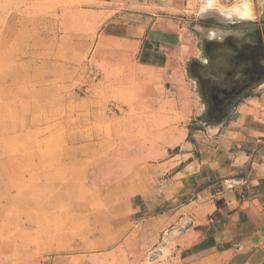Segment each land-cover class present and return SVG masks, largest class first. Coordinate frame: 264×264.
Here are the masks:
<instances>
[{
    "label": "crops",
    "instance_id": "0c3cea01",
    "mask_svg": "<svg viewBox=\"0 0 264 264\" xmlns=\"http://www.w3.org/2000/svg\"><path fill=\"white\" fill-rule=\"evenodd\" d=\"M197 2L50 0L66 38L50 40L43 93L65 146L34 155L33 184L67 239L82 225L81 248L120 241L132 264H264V84L222 122L202 119Z\"/></svg>",
    "mask_w": 264,
    "mask_h": 264
},
{
    "label": "rangeland",
    "instance_id": "374dc122",
    "mask_svg": "<svg viewBox=\"0 0 264 264\" xmlns=\"http://www.w3.org/2000/svg\"><path fill=\"white\" fill-rule=\"evenodd\" d=\"M252 4L259 14L236 25L225 26L220 18L195 20L194 13L189 16L187 29L205 67L224 60L222 47L228 45L248 55L233 61L236 72H248L253 78L241 94L230 99L228 107L222 108L218 106L220 92L210 90L211 71L197 68V77L206 76L205 82L195 85V93L206 104L205 111L199 101L201 117L207 122H222L236 102L264 84V0H252ZM197 24L203 33L196 30ZM56 28L50 0H0V264H132L115 250L120 241L106 247L77 245L82 241L72 239L76 235L72 231L81 224L68 225L67 239L65 223L50 222L64 220L65 215L60 216L58 209V216H51L49 191L36 190L40 186L33 184L34 155L58 152L65 146L55 133L57 112L51 110L52 97L43 93L51 67L50 40L66 38ZM213 28L218 29V36L224 35L223 39H206L207 30ZM153 257L139 264H152Z\"/></svg>",
    "mask_w": 264,
    "mask_h": 264
},
{
    "label": "flooded vegetation",
    "instance_id": "af4514ba",
    "mask_svg": "<svg viewBox=\"0 0 264 264\" xmlns=\"http://www.w3.org/2000/svg\"><path fill=\"white\" fill-rule=\"evenodd\" d=\"M222 48H225L224 60H219L215 63H211L210 65L208 64L204 70L211 71V76L209 74L211 92H220V96L222 97L223 101L220 98L218 106L226 108L229 105L230 99H232L235 95L241 94L253 78L251 77L250 73L242 71L239 74L233 68L235 61L248 58V55H245L244 51H235L230 47L228 48V45ZM205 79L206 76L199 77L200 82H205Z\"/></svg>",
    "mask_w": 264,
    "mask_h": 264
},
{
    "label": "clouds",
    "instance_id": "9594fccd",
    "mask_svg": "<svg viewBox=\"0 0 264 264\" xmlns=\"http://www.w3.org/2000/svg\"><path fill=\"white\" fill-rule=\"evenodd\" d=\"M216 14L221 23L225 26L236 25L253 19L252 0H198L194 9L196 20L208 17L210 14ZM196 30L203 33L205 30L196 25ZM223 32L224 29H219ZM218 29L207 30L206 39L221 40L224 35L218 36ZM227 183V182H226Z\"/></svg>",
    "mask_w": 264,
    "mask_h": 264
},
{
    "label": "bare ground",
    "instance_id": "6f19581e",
    "mask_svg": "<svg viewBox=\"0 0 264 264\" xmlns=\"http://www.w3.org/2000/svg\"><path fill=\"white\" fill-rule=\"evenodd\" d=\"M254 16V15H253Z\"/></svg>",
    "mask_w": 264,
    "mask_h": 264
}]
</instances>
